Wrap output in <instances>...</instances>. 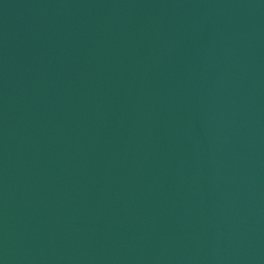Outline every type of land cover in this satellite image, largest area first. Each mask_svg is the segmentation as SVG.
<instances>
[{
  "label": "water",
  "instance_id": "water-1",
  "mask_svg": "<svg viewBox=\"0 0 264 264\" xmlns=\"http://www.w3.org/2000/svg\"><path fill=\"white\" fill-rule=\"evenodd\" d=\"M0 264H264V0H0Z\"/></svg>",
  "mask_w": 264,
  "mask_h": 264
}]
</instances>
